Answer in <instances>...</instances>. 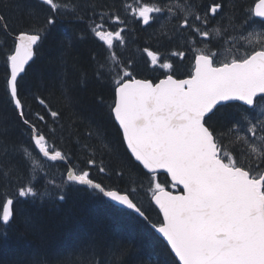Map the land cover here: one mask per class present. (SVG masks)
Masks as SVG:
<instances>
[{
  "label": "snow or ice",
  "instance_id": "snow-or-ice-1",
  "mask_svg": "<svg viewBox=\"0 0 264 264\" xmlns=\"http://www.w3.org/2000/svg\"><path fill=\"white\" fill-rule=\"evenodd\" d=\"M26 16L29 23L12 35V45L0 44L4 94L27 129L29 145H9L0 139V224L7 227L19 215L27 229H36L28 208L16 206L29 201L63 202L70 186H84L148 221V209L138 202L134 179L119 187L93 175L95 169L110 179V165L103 157L116 154L95 119L97 109L106 110L122 133L128 164L148 170L149 205L154 202L162 216L151 227L166 242L165 250L174 253L172 264H264V0H254L242 19L234 0H120L119 7L101 0H38ZM129 17L144 26L163 17L152 38L155 50H136L146 58L148 70L157 73L151 79L137 78L136 60L124 54L133 31ZM65 20L85 23L79 38L91 37L102 45V60L95 52L91 55L94 78L109 87L114 97L107 103L103 93L94 96V114L87 118L85 136L95 143L77 140L82 157L49 143L40 127H47L45 115L32 112L21 93L36 46ZM0 28L8 31L2 14ZM66 43L71 46L67 35L61 47ZM166 44L174 47L166 49ZM189 53L191 68L185 74L182 62ZM81 76L87 79V73ZM32 99L54 123L59 120L61 113L53 111L45 99L35 94ZM48 131L55 136V128ZM6 134L7 129L0 128V136ZM32 148L44 162L33 155ZM10 150L22 156L26 171L3 162ZM47 161L66 165L60 183L48 179ZM161 169L170 177L171 188L182 186L180 191L167 190L159 182L156 173ZM114 175L122 179L124 172L116 170ZM87 247L94 264H104L97 258L94 239L87 241ZM108 251L117 262L127 254L120 244Z\"/></svg>",
  "mask_w": 264,
  "mask_h": 264
},
{
  "label": "trees",
  "instance_id": "trees-1",
  "mask_svg": "<svg viewBox=\"0 0 264 264\" xmlns=\"http://www.w3.org/2000/svg\"><path fill=\"white\" fill-rule=\"evenodd\" d=\"M126 2L131 3L132 0ZM234 2L237 15L241 19L245 10L254 5V0ZM101 3L107 5L115 3L119 7L120 0H101ZM37 4L38 0H7L6 6L5 0H0V14L6 17L8 23L7 32L0 28V44L5 48L12 45V35L26 28L29 23L26 13L29 8H36ZM37 11L40 16L44 14L38 8ZM121 15L122 17L124 15L122 11ZM160 24L144 26L133 21L128 25L133 31L128 34L127 50L124 54L136 60L134 74L137 78L151 79L157 75L148 70L146 58L138 55L136 50L143 47H153L155 50L152 38ZM85 29V23H71L65 20L57 32L38 44L36 55L21 82V93L27 96V104L32 112L45 115L47 127L43 124L40 127L48 135L49 143L62 151L81 157L83 153L80 152L77 140L80 143H95L94 140H87L85 136L87 118L94 114V96L103 93L107 103H111L114 98L110 88L94 78V61L91 55L95 52L97 59L102 60L105 53L102 45L95 39L79 38ZM66 35L71 40V46L68 47L66 43L61 47L60 41L64 40ZM173 47L174 45H165L166 49ZM190 68L189 53L182 62V71L186 74ZM82 73H87L86 80H82ZM4 74L5 67L0 56V128L7 129V134L0 136V139L9 145L23 144L28 147L27 129L18 122L16 113L4 94ZM33 94L45 99L53 111L61 113L57 122L54 123L52 118L46 115L43 106L32 99ZM221 111L228 113L231 109ZM96 112L98 114L95 115V119L106 138L112 142L116 154L112 156L106 154L103 157L104 163L110 165L108 168L110 179L107 175L98 174L95 169L92 170L93 175L97 179H102L106 185L119 187L127 186L129 180L134 179V186L138 188V202L148 209L146 212L148 221L131 213L130 210L113 206L106 198L84 186H70L63 202H46L41 205L39 201L35 204L29 201L27 204L16 206L28 208L35 217L37 227L34 230L27 229L19 215L7 227L0 224V264H94L92 250L87 247L89 239L95 240L97 258L103 259L104 264H157V261L159 264H172L174 253L170 255L169 251L165 250L166 242L151 227V224L158 225L162 216L153 203L149 205L151 197L149 176L145 175L147 172L141 165L139 168H133L128 164L125 156L126 145L121 144L122 133L118 131L114 117L110 119L106 110L97 109ZM218 116L219 113L213 120H217ZM49 128L56 129L54 137L49 134ZM31 150L37 159L44 162L38 150L34 148ZM97 160L99 162V153ZM3 162L16 165L22 172L26 171L27 166L22 156L11 150ZM121 169L124 176L118 179L114 172ZM46 170L51 173L48 179L55 178L56 182L60 183V173L66 171V165L47 161ZM157 178L166 187H171L166 174H159ZM39 184L42 186L44 180L40 179ZM3 233L7 234L6 237ZM114 244H120L127 249V254L119 262L109 255L108 250Z\"/></svg>",
  "mask_w": 264,
  "mask_h": 264
},
{
  "label": "water",
  "instance_id": "water-1",
  "mask_svg": "<svg viewBox=\"0 0 264 264\" xmlns=\"http://www.w3.org/2000/svg\"><path fill=\"white\" fill-rule=\"evenodd\" d=\"M259 19V18H258ZM37 47V46H36ZM34 59V58H33ZM32 61H30L29 63H31ZM26 68H28V66H26ZM61 163H63V162H61ZM138 163V162H137ZM142 166V165H141ZM143 167V166H142ZM146 172H148V170L147 169H144ZM156 174H166V172L164 171V170H158L157 171V173ZM167 175V174H166ZM168 176V175H167ZM169 177V176H168ZM169 179H170V177H169ZM180 189L182 188V186H180L179 187ZM167 190H169V189H167ZM170 191H172V190H170ZM153 204H154V202H153ZM159 210V209H158ZM159 234V233H158ZM160 235V234H159ZM161 236V235H160ZM162 237V236H161Z\"/></svg>",
  "mask_w": 264,
  "mask_h": 264
},
{
  "label": "rangeland",
  "instance_id": "rangeland-1",
  "mask_svg": "<svg viewBox=\"0 0 264 264\" xmlns=\"http://www.w3.org/2000/svg\"><path fill=\"white\" fill-rule=\"evenodd\" d=\"M132 3V2H131ZM163 17H161V19H162ZM158 20V21H156V22H153L152 24H156L157 26H158V24L163 20ZM129 20L131 21L130 23H129V25L133 22L132 20H131V17H129ZM158 179V178H157ZM166 187V186H165Z\"/></svg>",
  "mask_w": 264,
  "mask_h": 264
},
{
  "label": "bare ground",
  "instance_id": "bare-ground-1",
  "mask_svg": "<svg viewBox=\"0 0 264 264\" xmlns=\"http://www.w3.org/2000/svg\"><path fill=\"white\" fill-rule=\"evenodd\" d=\"M162 20V19H161ZM163 21H161L160 23H162ZM139 25V24H138ZM35 57V56H34ZM31 64V63H30ZM14 231V230H13ZM9 238V237H8ZM34 263V262H33ZM40 263V262H39Z\"/></svg>",
  "mask_w": 264,
  "mask_h": 264
}]
</instances>
